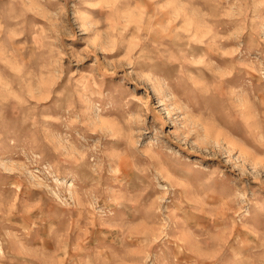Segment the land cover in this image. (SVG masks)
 <instances>
[{"label": "rangeland", "instance_id": "obj_1", "mask_svg": "<svg viewBox=\"0 0 264 264\" xmlns=\"http://www.w3.org/2000/svg\"><path fill=\"white\" fill-rule=\"evenodd\" d=\"M0 264H264V0H0Z\"/></svg>", "mask_w": 264, "mask_h": 264}, {"label": "bare ground", "instance_id": "obj_2", "mask_svg": "<svg viewBox=\"0 0 264 264\" xmlns=\"http://www.w3.org/2000/svg\"><path fill=\"white\" fill-rule=\"evenodd\" d=\"M197 32H198V30L197 31H195L194 32V34H193V36H197ZM204 37V36H203ZM195 45V44H194ZM254 124V123H253ZM255 125V124H254ZM233 143V142H232ZM241 151V150H240ZM214 152V151H213ZM242 153H243V151H242ZM251 161V160H250ZM8 216V215H7Z\"/></svg>", "mask_w": 264, "mask_h": 264}]
</instances>
